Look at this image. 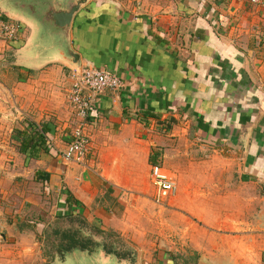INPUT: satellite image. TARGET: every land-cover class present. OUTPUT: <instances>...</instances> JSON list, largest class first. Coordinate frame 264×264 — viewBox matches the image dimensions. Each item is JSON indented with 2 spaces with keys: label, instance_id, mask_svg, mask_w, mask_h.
Wrapping results in <instances>:
<instances>
[{
  "label": "crops",
  "instance_id": "0c3cea01",
  "mask_svg": "<svg viewBox=\"0 0 264 264\" xmlns=\"http://www.w3.org/2000/svg\"><path fill=\"white\" fill-rule=\"evenodd\" d=\"M10 20L25 30L0 44V69L20 74L0 80V204L11 197L4 186L39 179L57 213L128 236L120 215L129 201L174 203L180 224L154 241L158 249L149 255L153 244L138 236L142 254L122 262L264 264L263 9L249 0H88L71 47L81 69L107 71L122 87L92 98L83 166L61 158L78 124L68 103L73 67L57 53L16 61L29 30ZM21 115L22 133L45 129L33 154L18 151ZM153 167L174 184L167 197Z\"/></svg>",
  "mask_w": 264,
  "mask_h": 264
},
{
  "label": "rangeland",
  "instance_id": "374dc122",
  "mask_svg": "<svg viewBox=\"0 0 264 264\" xmlns=\"http://www.w3.org/2000/svg\"><path fill=\"white\" fill-rule=\"evenodd\" d=\"M0 13L8 19H18L19 17L1 4ZM23 23L29 30V36L25 46L18 50L16 61H22L20 58L23 57L30 62L35 59L34 49L36 48L38 31L29 20H23ZM44 60L41 58V62ZM12 66L14 70L19 68ZM9 69V67L0 69L2 83H8V80H12L15 75H20L17 70L14 73ZM21 106L22 104H20ZM25 118L22 115L18 117L17 131L21 130V125L24 126L28 123L29 120H25ZM38 119L39 117L36 115L32 116V120L38 121ZM0 151L3 150L0 149ZM166 173L168 174V172ZM42 183L43 181L39 179L36 181L33 179L29 182L22 179V182L16 180L12 184L4 186L6 188L4 191L10 192L11 197L7 200L1 198L0 204L2 209L0 218L3 219V223H6L5 226L1 225L0 227V232L4 233L6 238L3 240L0 237V264H59L63 260H60V255L54 254L50 245L52 240L59 242L61 239L58 238L57 232L58 235L62 232L69 233L76 240L84 242L86 245L96 244L99 247L94 250L101 249L104 259L108 258L109 255L106 253L111 252V250H116L118 255H127L128 260H131L133 255L140 256L142 254L141 247L132 239L136 241L138 236L140 238L142 236L143 241L153 244L149 246V255H152L153 250L158 249L157 244L154 246V241L160 236L168 235L171 228L176 224L175 221H179L175 219L180 214L176 213V208L173 207L174 203L172 206L156 207L151 202L142 204L137 201H129V205L124 208L126 209L124 215H120V219L122 216L124 217L120 220L123 222L121 226L126 230L128 236L122 234V231H116V233L111 230H102L98 227L99 225H94L98 223L88 218L57 213L56 208H54L57 199L51 196L48 199ZM27 194H36L40 199L34 202L37 200L34 198V203H27L23 196ZM178 223L180 224V222ZM158 231H161V235L158 234ZM104 232H110L113 235L108 236ZM146 262L145 259L144 263Z\"/></svg>",
  "mask_w": 264,
  "mask_h": 264
},
{
  "label": "water",
  "instance_id": "95a60500",
  "mask_svg": "<svg viewBox=\"0 0 264 264\" xmlns=\"http://www.w3.org/2000/svg\"><path fill=\"white\" fill-rule=\"evenodd\" d=\"M88 0H0V4L19 17L32 22L38 31L35 59L57 53L73 67L81 70L80 57L71 47V27L75 15ZM101 249L92 252L72 249L59 264H130L114 255L104 259Z\"/></svg>",
  "mask_w": 264,
  "mask_h": 264
},
{
  "label": "built area",
  "instance_id": "2783aa9c",
  "mask_svg": "<svg viewBox=\"0 0 264 264\" xmlns=\"http://www.w3.org/2000/svg\"><path fill=\"white\" fill-rule=\"evenodd\" d=\"M249 2L253 6L264 10V0H249ZM24 30L20 22L5 18L0 13V44L12 45L18 43ZM71 77L73 83L68 92V103L78 119V124L73 129L71 140L66 150L61 153V158L66 162L83 166L89 156V138L85 133V129L92 108V98L106 90H119L122 83L115 75L96 68L81 69L79 72L73 70ZM151 173L163 197H167L174 191V184L161 173L160 168L153 167Z\"/></svg>",
  "mask_w": 264,
  "mask_h": 264
},
{
  "label": "trees",
  "instance_id": "16d2710c",
  "mask_svg": "<svg viewBox=\"0 0 264 264\" xmlns=\"http://www.w3.org/2000/svg\"><path fill=\"white\" fill-rule=\"evenodd\" d=\"M10 58H6V62H9ZM30 127V125H29ZM31 130L28 133H22V131H18L16 133V140L21 143L19 148V152L25 154L27 151L30 153H34L37 149L43 147L44 143V135L45 129L44 127H36L31 125ZM24 142V143H23ZM102 234V232H99ZM108 236H112V233H105ZM58 238H61L59 242L56 240H52L50 242L51 248L55 255H60V260L64 259L66 253L70 252L72 249L78 248L80 250H88L89 252L94 251L95 248L99 247L95 245H86L84 242L78 241L69 233L62 232L58 235ZM91 243V242H89ZM94 246V247H93ZM93 247V248H92ZM116 250H111V252H107V255H114L117 259L122 260L125 259L124 254H119L115 252Z\"/></svg>",
  "mask_w": 264,
  "mask_h": 264
},
{
  "label": "flooded vegetation",
  "instance_id": "af4514ba",
  "mask_svg": "<svg viewBox=\"0 0 264 264\" xmlns=\"http://www.w3.org/2000/svg\"><path fill=\"white\" fill-rule=\"evenodd\" d=\"M93 247H94V246H93ZM132 257H133V258H131V260L134 259L135 255H133ZM125 259L128 260V256H127V255H125ZM118 260H119V259H118ZM131 260H129V261H131ZM120 261H121V260H120Z\"/></svg>",
  "mask_w": 264,
  "mask_h": 264
}]
</instances>
